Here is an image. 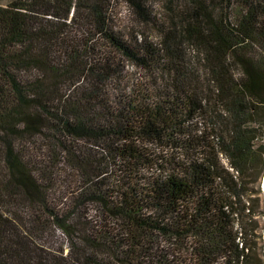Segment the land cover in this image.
<instances>
[{
	"label": "trees",
	"instance_id": "obj_1",
	"mask_svg": "<svg viewBox=\"0 0 264 264\" xmlns=\"http://www.w3.org/2000/svg\"><path fill=\"white\" fill-rule=\"evenodd\" d=\"M261 110L264 0H0V264H244Z\"/></svg>",
	"mask_w": 264,
	"mask_h": 264
},
{
	"label": "rangeland",
	"instance_id": "obj_2",
	"mask_svg": "<svg viewBox=\"0 0 264 264\" xmlns=\"http://www.w3.org/2000/svg\"><path fill=\"white\" fill-rule=\"evenodd\" d=\"M155 10H157V12L162 15L163 10L159 8L158 4L155 6ZM115 14L119 26L124 27L128 24L129 14L125 5H120L117 8ZM146 32L150 34L153 40H157V36L153 30L148 29L146 30ZM181 50L183 54V67L185 68L186 62L193 84L199 89L202 88L205 90L206 88H209L206 81L205 65L201 54L198 53L194 47L185 46V43L181 46ZM255 50L257 52H260V49L258 47H255ZM231 68L234 75H237L240 71L238 66H232ZM125 70H127L131 75V83L132 81L134 82L136 80H139L141 75L143 74L141 70L132 67L129 63L126 64ZM260 115L264 120V110L260 111ZM262 131L264 132V130H261L258 133L259 136L255 141V147H258L262 144V140L260 137L263 136ZM39 141L40 139L34 138L36 147L40 145ZM261 180L262 177L259 180L258 187L256 186V184L254 185L249 183L247 185L248 190L243 196L244 205L247 210L250 211L248 212L247 210H245V213L235 217L236 227H238L241 231V240L248 248V256L244 264H264V241L262 238V230L264 226V198L261 190Z\"/></svg>",
	"mask_w": 264,
	"mask_h": 264
},
{
	"label": "water",
	"instance_id": "obj_3",
	"mask_svg": "<svg viewBox=\"0 0 264 264\" xmlns=\"http://www.w3.org/2000/svg\"><path fill=\"white\" fill-rule=\"evenodd\" d=\"M261 190H262V194H263V198H264V173H263L262 180H261ZM263 221H264V216H263ZM262 238L264 241V226H263V230H262Z\"/></svg>",
	"mask_w": 264,
	"mask_h": 264
},
{
	"label": "built area",
	"instance_id": "obj_4",
	"mask_svg": "<svg viewBox=\"0 0 264 264\" xmlns=\"http://www.w3.org/2000/svg\"><path fill=\"white\" fill-rule=\"evenodd\" d=\"M220 159H221V161H222V163L226 166V167H228V163H227V159L224 157V156H222V155H220ZM231 170V169H230Z\"/></svg>",
	"mask_w": 264,
	"mask_h": 264
}]
</instances>
